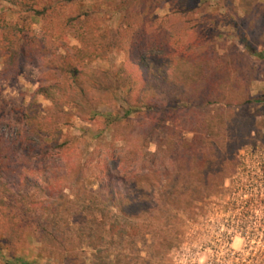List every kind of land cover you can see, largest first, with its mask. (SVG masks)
<instances>
[{"label":"rangeland","instance_id":"1","mask_svg":"<svg viewBox=\"0 0 264 264\" xmlns=\"http://www.w3.org/2000/svg\"><path fill=\"white\" fill-rule=\"evenodd\" d=\"M29 7L46 10L32 17ZM69 57L85 68L81 87L63 68ZM148 63L176 69L155 76ZM148 101L164 110L125 117ZM181 103L189 111L168 115ZM6 145L26 170L48 159L66 177L47 199L32 186L7 196L0 264H264V0L0 1ZM158 145L155 169L164 177L176 167L172 201L183 204L120 215L105 169L133 193L120 180L146 167ZM45 202L58 208L51 224L40 219Z\"/></svg>","mask_w":264,"mask_h":264},{"label":"trees","instance_id":"2","mask_svg":"<svg viewBox=\"0 0 264 264\" xmlns=\"http://www.w3.org/2000/svg\"><path fill=\"white\" fill-rule=\"evenodd\" d=\"M0 1H8L9 0H0ZM46 10V7L43 9V11L36 9L34 7H29L27 9V12H33L32 17H36L39 14L44 13ZM174 64V62H173ZM149 67L152 69L149 72L155 76H168L170 73V70H174V65L172 68H166L165 64H153L151 66L150 63H148ZM64 70L66 71V74L71 76L74 80V83L76 84V87H81L79 84V77H84L85 74V68H82V70L78 69V66H74L70 63V57L65 59L64 64ZM152 74V75H153ZM81 78V77H80ZM153 82V81H152ZM41 92V91H40ZM42 93V92H41ZM48 97L55 96L54 92H49L47 90L46 92ZM45 93V94H46ZM263 101V99H253V103H260ZM186 104V103H185ZM181 103V105H177V107H165L166 112H168V115L175 112V110L184 111L190 109V104ZM164 110V109H163ZM161 106L156 104L152 105L151 101H148L145 103V105L142 106H133L130 107L125 117L133 116L134 114H138L141 112L151 114L152 111L155 112H162L163 111ZM168 110V111H167ZM165 113V111L163 112ZM102 116V115H101ZM106 121V125L108 128H112V124L116 122V117L113 114H107L103 115ZM167 123L174 124L175 123V117L172 116L166 121ZM201 135H198L197 132L194 133V136L189 139L188 141L191 143L190 148L188 149L190 154H195V147L196 142L200 140ZM40 148L38 147L35 149L38 150L41 155H44L47 153V150L45 149L47 144L43 143L41 140L39 142ZM7 146V145H6ZM59 148H62V146H58ZM55 148V147H54ZM43 149V150H42ZM49 150V149H48ZM162 149L160 145L157 147V152L153 155H148V161L146 167L141 168L136 167L134 171L129 175V177L120 180V181H127L128 186L134 191L133 193H122L120 188H118L115 185V182L113 181L114 178L109 172L108 169H105V172L103 175L108 178L109 184L105 187L106 190H108L109 194L107 197V200L109 202V206L113 209H116L120 215L130 218H139L142 217L145 212H147V208L154 207H170V206H181L183 203H177L179 205H176L175 201H172L174 198V192L179 188V182L174 179L173 176H171V173H178L179 171L176 169L174 165H171V167L168 169V175H165L164 177H159L158 170L155 169L158 158L160 159ZM200 154V160L202 157H204L202 150H199V153L196 155L199 156ZM29 156V155H28ZM42 157H39V159ZM23 159V155L19 153L18 149H14L11 147V145H8L7 147H0V207L6 206L7 200L9 199L7 196L14 192V189L19 188H25L31 187L35 188V190L39 191L40 193H43L47 198H50L63 187L64 177H66V174L63 172L61 173V169L56 168H48L47 162L48 159H40L38 164V168L34 171L26 170L24 167H22V162H20ZM150 164V165H149ZM41 165V166H40ZM203 180L202 182H204ZM207 183V182H206ZM222 183V182H221ZM205 184V182H204ZM150 190H152L153 195H151V199H149L150 194L148 193ZM158 197V199L156 198ZM208 196L203 197L202 200L207 199ZM147 200H150L147 202ZM196 201V200H195ZM47 202V201H46ZM41 203L39 205V208L41 211L44 212V215L40 217L41 220H44L45 222H48L51 224L52 220H56L59 216L58 214V208H55V205H52L53 203ZM189 205L191 206V201H188ZM33 204H38V201H34ZM149 206V207H148ZM151 206V207H150ZM55 222V221H54ZM12 264H37L34 261H23L21 258H12ZM58 261V260H57ZM58 264H74L70 261H58Z\"/></svg>","mask_w":264,"mask_h":264}]
</instances>
